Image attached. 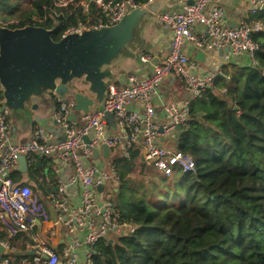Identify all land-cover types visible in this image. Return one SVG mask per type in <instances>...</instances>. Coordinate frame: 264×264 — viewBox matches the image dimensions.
Segmentation results:
<instances>
[{"label": "built area", "instance_id": "2783aa9c", "mask_svg": "<svg viewBox=\"0 0 264 264\" xmlns=\"http://www.w3.org/2000/svg\"><path fill=\"white\" fill-rule=\"evenodd\" d=\"M180 2L182 10L167 9L157 16L161 24L173 32L170 52L162 63L156 64L152 74L145 78L128 74L123 88L111 85L103 108L95 106L88 113L78 114L76 120L70 119L76 107L74 99L66 103L61 101L54 111V121L61 131L59 136L55 134V129L40 126L35 129L31 140L20 141L9 119L10 112L3 106L5 98L0 84V264H80L79 250L82 247L87 250L86 264H92L94 248L102 239L136 233L137 224L126 220L115 202L100 203L98 200L97 192L110 176L102 168L85 161L92 160L95 150H100L102 145H107L111 151L121 148L127 158H130L131 150L139 148L144 163L167 177H173L176 171L183 174L195 172L196 162L192 155L162 145L159 141L161 137L176 133L178 126L184 132L190 128L192 102L213 87L222 72L203 77L193 74L194 65L183 50L184 43L189 41L207 50L228 47L229 58L245 56L253 66H257L260 46L253 36L264 32V24L241 21L230 27L224 24L223 9L211 6V0ZM72 3L81 6L86 13L93 4L100 14L70 27L62 37L83 30L114 26L133 9L148 5L138 0H60L56 5L67 7ZM263 6L264 0H250V13L258 15ZM197 24L203 25L206 33L195 34ZM150 59L149 55L142 57L144 62ZM169 77L181 82L189 97L181 106L164 104V110L170 117L169 124L165 125L154 122L153 102L160 94L163 80ZM133 102L144 105L143 116L128 108ZM106 113L113 114L122 129L120 135L109 133ZM85 137H89L90 143L85 142ZM21 156L26 157L28 168L43 158H55L71 172L57 180L53 192L41 194L31 184H22L11 176ZM112 171L115 182L120 183L115 165ZM76 195H79L80 203L73 205L71 199ZM51 208L57 211L68 233L79 229L84 236L71 240L61 253L44 243L39 244L33 254L18 250L13 241L22 233L34 230L39 221H49Z\"/></svg>", "mask_w": 264, "mask_h": 264}, {"label": "trees", "instance_id": "16d2710c", "mask_svg": "<svg viewBox=\"0 0 264 264\" xmlns=\"http://www.w3.org/2000/svg\"><path fill=\"white\" fill-rule=\"evenodd\" d=\"M59 1L29 0L24 19L8 23L15 10L8 13L10 0H0V24L54 29L59 41L70 27L100 14L93 4L86 13ZM255 21L264 24V10L247 22ZM253 38L258 65L233 57L191 105V126L177 148L194 157L195 172L164 176L143 162L139 148L115 164V203L138 229L102 239L92 264H264V32ZM47 159L28 173L38 176ZM139 168L137 181L132 174ZM11 176L20 182L23 173L16 169Z\"/></svg>", "mask_w": 264, "mask_h": 264}, {"label": "water", "instance_id": "95a60500", "mask_svg": "<svg viewBox=\"0 0 264 264\" xmlns=\"http://www.w3.org/2000/svg\"><path fill=\"white\" fill-rule=\"evenodd\" d=\"M171 1L152 0L146 7L127 13L114 26L70 33L59 41L52 38L54 29L31 24L10 28L0 24L3 106L20 120H29L32 111L52 98L56 105L74 99L76 107L71 120L95 106L102 109L109 87L115 84L116 69L137 53L149 23L166 11ZM105 118L116 126L112 113H106ZM177 132L180 137L184 129L178 126ZM84 140L90 143L89 137ZM101 151L105 158L110 156V148L102 145L95 150L94 158ZM40 164L41 160L37 161V166ZM18 170L27 172L25 156L20 157Z\"/></svg>", "mask_w": 264, "mask_h": 264}, {"label": "crops", "instance_id": "0c3cea01", "mask_svg": "<svg viewBox=\"0 0 264 264\" xmlns=\"http://www.w3.org/2000/svg\"><path fill=\"white\" fill-rule=\"evenodd\" d=\"M180 1L181 0H172L167 9L179 11L182 10L183 5ZM187 1L192 3L194 0ZM210 5H217L223 9L225 13L224 24L230 27L236 26L241 21L247 22L251 16H255L250 13V0H211ZM157 16L152 22L149 23L145 32L144 42L137 53L134 56H130L125 59L116 69V78L114 81L116 88L120 89L126 86V76L128 74L132 73L139 78L150 76L154 70V66L159 64L168 56L173 39V32L166 29L161 24ZM194 33L197 35H202L206 33V29L203 25L197 24L194 27ZM183 50L188 55L190 62L194 65L193 74L200 77L206 76L213 72H222L224 67L229 65L231 59L233 58L232 56L229 58L230 49L228 47H219L214 50H207L200 49L192 42L185 41ZM144 55H149L151 57L150 61L144 62L142 60ZM241 59V63L243 64H248L250 60L245 56L241 57ZM188 97L189 95L181 82L170 77L165 78L160 87V94L156 99H154L153 102L155 108L154 119L156 120V123L166 125L170 122V117L164 110V104L169 105L176 103L181 106L188 99ZM56 103L57 102L55 99L43 102L38 110L32 111L29 120H20L12 117L14 120L12 125L15 129L18 139L20 141L31 140L34 136L35 129L40 126L52 130L55 129V134L58 136L61 135V131L58 129L54 121V111L57 106ZM128 108L139 112L142 116L145 114V107L139 102L131 103ZM79 124H81L80 121ZM118 127L120 126L117 125V123L115 127L109 124V133L115 135V133L110 129L113 130L117 129ZM180 138L181 136L179 137L178 132H176L171 136L161 137L159 142L162 145L178 149L177 145ZM111 154L112 151L110 156ZM101 159H105L102 151L100 152V155L97 159L93 158L92 160H86L85 163L92 165L94 164L96 166L98 165V167L101 168ZM47 161V164L44 165L42 169L43 171H41L38 176L35 175L34 177L30 178L28 181V183L33 186L34 190L41 194L49 193L51 191L53 192L56 188L57 180L63 174L71 172L69 167L55 158H49ZM38 167H42V164H40ZM29 170L30 168H28L26 173H28ZM23 175H25V173H23ZM22 181L23 178L20 182ZM40 181H42V183ZM104 190L105 186L98 190L97 196ZM79 203V195H76L71 199V204L78 205ZM50 213L51 218L49 221H39L37 223V227L34 230L31 232L22 233L13 241L18 250L26 254H33L39 244L44 243L55 249L57 252L61 253L63 249L70 244L71 240L78 237L82 238V235L84 236V234L81 233L79 229H77L72 234L68 233V229L64 225L67 232V235L65 236L61 227L62 222L59 219L57 211L51 208ZM86 253L87 250L85 247L80 248V264H86Z\"/></svg>", "mask_w": 264, "mask_h": 264}, {"label": "rangeland", "instance_id": "374dc122", "mask_svg": "<svg viewBox=\"0 0 264 264\" xmlns=\"http://www.w3.org/2000/svg\"><path fill=\"white\" fill-rule=\"evenodd\" d=\"M10 8L8 10V13H10L13 9L15 10L14 14L11 16V18L6 21L8 23H18L25 17L26 11L29 9V0H10ZM55 98H52V100ZM72 98H69L71 100ZM9 119L11 122H14L12 115L10 114ZM115 133V135L121 134V129L118 127L117 129H110ZM124 156L121 148L115 149L112 151L111 156L105 159H101L102 165L101 168L110 176V179L106 180L105 182V190L102 193H99L98 199L100 202L105 201H113L116 202V189H118V183L115 182L112 168L113 166L119 162L120 159H122ZM144 162V161H143ZM98 166V165H97ZM141 168H139L135 173L132 174V178L139 181L141 177L140 175ZM23 181L22 184H27L29 179L32 178V175L29 173H25L23 175ZM63 233L65 236L67 235L66 227L64 224H61ZM119 236L114 235L112 239H117Z\"/></svg>", "mask_w": 264, "mask_h": 264}]
</instances>
